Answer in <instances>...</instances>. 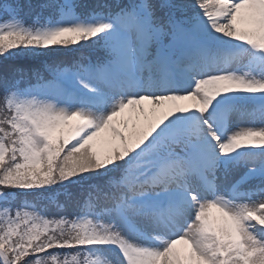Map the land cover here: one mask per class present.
I'll list each match as a JSON object with an SVG mask.
<instances>
[{
    "label": "snow or ice",
    "instance_id": "1",
    "mask_svg": "<svg viewBox=\"0 0 264 264\" xmlns=\"http://www.w3.org/2000/svg\"><path fill=\"white\" fill-rule=\"evenodd\" d=\"M0 264H264V0H0Z\"/></svg>",
    "mask_w": 264,
    "mask_h": 264
}]
</instances>
